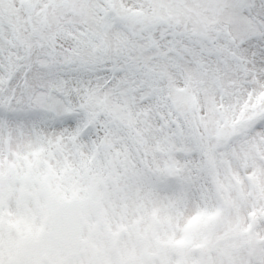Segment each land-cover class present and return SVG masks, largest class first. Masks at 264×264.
<instances>
[{
  "label": "snow or ice",
  "instance_id": "snow-or-ice-1",
  "mask_svg": "<svg viewBox=\"0 0 264 264\" xmlns=\"http://www.w3.org/2000/svg\"><path fill=\"white\" fill-rule=\"evenodd\" d=\"M0 264H264V0H0Z\"/></svg>",
  "mask_w": 264,
  "mask_h": 264
}]
</instances>
